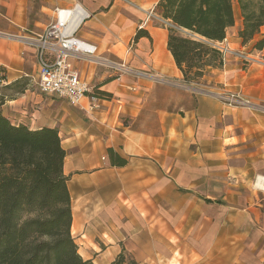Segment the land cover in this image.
Masks as SVG:
<instances>
[{
	"label": "crops",
	"instance_id": "obj_1",
	"mask_svg": "<svg viewBox=\"0 0 264 264\" xmlns=\"http://www.w3.org/2000/svg\"><path fill=\"white\" fill-rule=\"evenodd\" d=\"M158 1L0 0V87L28 79L0 113L15 126L58 130L71 235L83 260L110 264L123 251L137 264H264V189L255 184L264 174V50L242 45L233 5L239 23L222 42L230 50L223 68L205 78L212 87L182 89ZM75 3L90 14L76 36L96 46L98 62L72 63L112 95L96 110L40 93L36 52L21 39L52 22L55 7ZM139 29L148 37L135 41ZM223 92L253 106L226 107ZM108 149L126 165L111 167Z\"/></svg>",
	"mask_w": 264,
	"mask_h": 264
},
{
	"label": "trees",
	"instance_id": "obj_2",
	"mask_svg": "<svg viewBox=\"0 0 264 264\" xmlns=\"http://www.w3.org/2000/svg\"><path fill=\"white\" fill-rule=\"evenodd\" d=\"M236 4L242 45L253 41L254 50H264V0ZM155 12L168 23L166 48L185 85L199 86L210 70L223 68L217 45L235 24L233 0H159ZM141 37L148 34L139 29L134 40ZM27 85L28 79L22 78L1 86L0 107ZM94 95L112 99L95 88ZM65 156L57 129L15 126L0 113V264H93L79 255L71 235ZM107 156L111 167L127 163L112 149ZM110 264L137 263L122 251Z\"/></svg>",
	"mask_w": 264,
	"mask_h": 264
},
{
	"label": "built area",
	"instance_id": "obj_3",
	"mask_svg": "<svg viewBox=\"0 0 264 264\" xmlns=\"http://www.w3.org/2000/svg\"><path fill=\"white\" fill-rule=\"evenodd\" d=\"M53 13L54 20L41 32L21 38L25 45L36 52L37 88L40 93L62 98L71 106L81 107L83 101L87 100L89 110L99 109L103 99L94 95V88L81 77L72 63V60H79L83 56L98 62L94 56L96 46L76 36L81 22L88 19L90 14L78 3L70 8L55 7ZM129 48L130 51L131 46ZM217 48L223 55L230 52L222 43L218 44ZM242 57L244 62H247V58ZM114 66L120 70L121 74L130 73L123 64H114ZM132 73L136 76L151 75L146 71ZM217 96L228 107L253 106L250 100L239 93H220ZM261 177L264 179V174ZM257 180L258 177L255 183Z\"/></svg>",
	"mask_w": 264,
	"mask_h": 264
},
{
	"label": "rangeland",
	"instance_id": "obj_4",
	"mask_svg": "<svg viewBox=\"0 0 264 264\" xmlns=\"http://www.w3.org/2000/svg\"><path fill=\"white\" fill-rule=\"evenodd\" d=\"M233 5H234V8L236 9L237 8V4H236V0H233ZM236 12V11H235ZM237 14H238V12H237ZM235 17V16H234ZM235 22H237V23H239V20H238V18H236L235 17ZM228 56V54H224V59H225V57H227ZM164 83H162V84H165V85H167V86H172L173 84H174V82H171V80L170 81H167V80H164L163 81ZM203 83H201V86H202V88L201 89H203L204 90V86H207V87H212V85H213V83H206V81H202ZM181 87V86H180ZM194 88H195V86H193V87H191V86H187V85H185V84H183L182 85V89H185V90H190V89H192V90H194ZM201 89H199V91H203V90H201ZM196 91V90H195ZM223 93H228V92H223ZM217 95H219V94H217ZM218 97V99H219V96H217ZM220 100V99H219ZM194 101L193 100H190V98H186L185 99V102H184V104H185V106L186 107H193L194 106V103H193ZM220 102L222 103V101L220 100ZM223 104V103H222ZM224 105V104H223ZM224 106H226V105H224ZM226 107H228V106H226ZM123 120L125 121V123H126V120L128 121V119H125V118H123ZM123 120H122V122H123Z\"/></svg>",
	"mask_w": 264,
	"mask_h": 264
},
{
	"label": "bare ground",
	"instance_id": "obj_5",
	"mask_svg": "<svg viewBox=\"0 0 264 264\" xmlns=\"http://www.w3.org/2000/svg\"><path fill=\"white\" fill-rule=\"evenodd\" d=\"M235 9V8H234ZM235 11L237 12V8L235 9ZM262 180H264L261 176L258 177V180L256 181L255 184H259V186H261L264 189V182H262Z\"/></svg>",
	"mask_w": 264,
	"mask_h": 264
},
{
	"label": "water",
	"instance_id": "obj_6",
	"mask_svg": "<svg viewBox=\"0 0 264 264\" xmlns=\"http://www.w3.org/2000/svg\"><path fill=\"white\" fill-rule=\"evenodd\" d=\"M181 30V29H180ZM182 32H184L183 30H181Z\"/></svg>",
	"mask_w": 264,
	"mask_h": 264
}]
</instances>
